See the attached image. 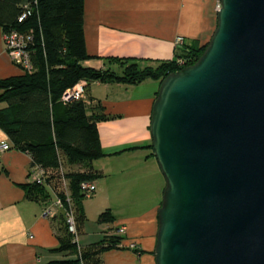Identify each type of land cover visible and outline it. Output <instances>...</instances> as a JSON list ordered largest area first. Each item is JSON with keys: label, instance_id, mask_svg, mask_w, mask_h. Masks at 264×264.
Instances as JSON below:
<instances>
[{"label": "water", "instance_id": "95a60500", "mask_svg": "<svg viewBox=\"0 0 264 264\" xmlns=\"http://www.w3.org/2000/svg\"><path fill=\"white\" fill-rule=\"evenodd\" d=\"M149 131L155 264H264V0H220L201 55L160 81Z\"/></svg>", "mask_w": 264, "mask_h": 264}, {"label": "crops", "instance_id": "0c3cea01", "mask_svg": "<svg viewBox=\"0 0 264 264\" xmlns=\"http://www.w3.org/2000/svg\"><path fill=\"white\" fill-rule=\"evenodd\" d=\"M218 1L84 0V43L87 54L94 57L82 65L119 72L117 62L104 59L133 57L142 65L170 60L180 47L174 44L177 36L187 44L210 39L217 23ZM21 73L6 51L0 27V78ZM158 87L153 79L138 84L96 81L87 85L82 97L88 114L103 113L109 118L96 122L107 161L91 163L101 176L95 193L83 200L85 221L77 233L78 241L86 247L104 236H117L116 228L125 227L118 246L102 252V264H155L157 209L164 179L152 150L142 146L151 144L149 123ZM4 106L0 103V108ZM1 141L8 142V138L0 128ZM31 166L26 151L10 147L0 154V264H47L68 257L53 250L63 227L62 210L52 205L54 194L46 201L26 198L22 186L32 182ZM119 203L129 208L121 218L115 215ZM48 208L50 213H46ZM106 209L113 221L99 223L97 216ZM91 221L96 228L90 226ZM131 241L140 252L125 247Z\"/></svg>", "mask_w": 264, "mask_h": 264}, {"label": "trees", "instance_id": "16d2710c", "mask_svg": "<svg viewBox=\"0 0 264 264\" xmlns=\"http://www.w3.org/2000/svg\"><path fill=\"white\" fill-rule=\"evenodd\" d=\"M83 1L0 0V27L3 33L14 31L28 37L23 50L30 65L19 75L0 78V103H5L0 108V128L10 147L30 154L31 167L37 165L48 172L46 184L31 182L22 186L26 198L46 201L51 193L58 194L64 201V208L69 206L73 210L77 233L85 221L83 200L86 197L82 184L98 179L99 172L91 163L104 155L96 122L109 116L88 114L83 98L63 101V92L82 79L124 84L153 79L160 83L167 74L181 68L177 58L185 59L187 65L192 64L207 45V42L199 44L196 41L184 43L174 51L172 59L145 65L133 57H106V63H119V72L110 67H86L82 61L94 56L88 55L85 48ZM23 11L29 14L19 21ZM142 147L152 150L151 144ZM64 162L70 166L80 165L83 169L64 172ZM59 169L67 182L70 203L60 190ZM61 210L62 234L58 247L53 250L68 257L47 264H102V252L117 247L120 235L104 236L82 247L68 232L63 216L65 209ZM96 220L112 222L113 216L106 209Z\"/></svg>", "mask_w": 264, "mask_h": 264}, {"label": "built area", "instance_id": "2783aa9c", "mask_svg": "<svg viewBox=\"0 0 264 264\" xmlns=\"http://www.w3.org/2000/svg\"><path fill=\"white\" fill-rule=\"evenodd\" d=\"M219 9H220V1H218L215 6L216 11H218ZM28 14H29L28 11L26 12L23 11L18 17V20L23 21ZM26 38L28 37H24L21 34H18L17 32L14 31L3 33V39L7 53L10 55L12 61L14 60L16 63H18L20 69L24 68V70L30 68L28 55L23 50L24 41ZM174 44L176 46H182L184 44V38L182 36H177L174 40ZM176 61L181 68L187 65L185 59L183 58H177ZM83 86L84 83H82V81L79 80L72 88H68L63 92L61 99L63 101H71L74 99L82 98ZM9 148L10 146L7 143V141L0 142V154L5 150H8ZM28 174L31 181L37 184H46V177L49 176L46 170H44L43 168L37 165L31 167ZM57 174L59 175V184L61 188L60 190L64 192L66 201L70 203L67 182L66 179L63 177V173L61 169H59V172ZM82 189L84 192V196L86 198L91 197L95 193L96 185H94L92 181H86L82 184ZM52 205L65 209L63 210L64 211L63 216H64L65 224L67 226V230L74 236V240L78 241L76 223L72 208L69 206L68 208H64L63 206L64 201L60 196H58V194L55 193L52 200ZM50 212L51 209L49 208L46 209V213H50ZM116 233L118 235H123L125 233L124 225H120L119 227H117ZM125 247L130 249H138V245L133 241L129 242Z\"/></svg>", "mask_w": 264, "mask_h": 264}, {"label": "rangeland", "instance_id": "374dc122", "mask_svg": "<svg viewBox=\"0 0 264 264\" xmlns=\"http://www.w3.org/2000/svg\"><path fill=\"white\" fill-rule=\"evenodd\" d=\"M206 42H208V41H206ZM197 43H199V42H197ZM200 44V43H199ZM204 50V49H203ZM203 52V51H202ZM112 62H114V61H112ZM13 63L16 65V66H18V63H16L14 60H13ZM119 64V63H118ZM19 67V66H18ZM21 71L22 72H24L25 70H24V68H21ZM82 81V83H84V86H83V92H82V96H84L85 95V93H86V87H87V85L89 84V83H91V82H96V81H91V82H88L87 80H81ZM97 82H99V81H97ZM152 152V151H151ZM152 154H153V152H152ZM96 161L98 162V163H100V162H103V163H106L105 161H107V158H104V156H101V157H99L98 159H96ZM63 169H64V172H68V171H76V170H81V169H83V167L82 166H80V165H78V166H70V165H68V164H66L65 162H64V164H63ZM101 176V173L99 172V177ZM98 177V178H99ZM90 181H92V183L94 184V185H96V187H97V181H98V179H93V180H90ZM99 194H100V192H99ZM113 194H115V191H114V193ZM123 203V202H122ZM122 203H119V205H120V208H116V213H115V215L116 214H118L119 215V218H121V217H123L124 216V212H125V210H128L129 208L127 207V206H125V205H121ZM160 204H161V202H160ZM159 204V205H160ZM90 223V226L91 227H95L96 228V223H95V221H91V222H89ZM157 226H158V222L156 223V232H157ZM77 229V228H76ZM128 249H130V248H128ZM132 250H134V251H136L137 249H132Z\"/></svg>", "mask_w": 264, "mask_h": 264}]
</instances>
